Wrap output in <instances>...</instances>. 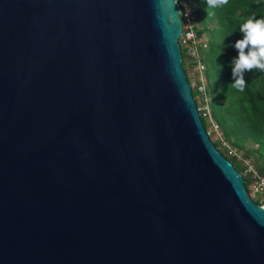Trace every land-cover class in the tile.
Segmentation results:
<instances>
[{"label": "water", "instance_id": "obj_1", "mask_svg": "<svg viewBox=\"0 0 264 264\" xmlns=\"http://www.w3.org/2000/svg\"><path fill=\"white\" fill-rule=\"evenodd\" d=\"M182 29L178 0H0V264H264Z\"/></svg>", "mask_w": 264, "mask_h": 264}, {"label": "trees", "instance_id": "obj_2", "mask_svg": "<svg viewBox=\"0 0 264 264\" xmlns=\"http://www.w3.org/2000/svg\"><path fill=\"white\" fill-rule=\"evenodd\" d=\"M188 1L197 9L198 33L208 42L203 50V63L211 115L218 122L223 138L237 150L246 149L244 156L253 157L255 162L250 159L264 173V73L259 70L246 72L247 86L244 92L231 87L232 60L238 55L234 44L243 38L239 31L241 23L249 17L264 18V0H229L227 5L215 9L209 8L207 0ZM210 12L214 15H208ZM182 56L187 71L188 58L184 48ZM193 94L200 106L203 95L199 96L194 88ZM201 116L208 129L207 118L202 111ZM251 140L257 147L246 148ZM220 142L214 141L218 148ZM219 149L244 174L249 189L250 175L244 173L243 161Z\"/></svg>", "mask_w": 264, "mask_h": 264}, {"label": "built area", "instance_id": "obj_3", "mask_svg": "<svg viewBox=\"0 0 264 264\" xmlns=\"http://www.w3.org/2000/svg\"><path fill=\"white\" fill-rule=\"evenodd\" d=\"M182 8L183 17V29L179 36V43L182 48L186 51L188 58V65H190L194 72H197V76L191 82V85L196 91L199 92V96L203 98L202 104L198 108L205 117H211V123L214 128L219 131L220 127L218 122L211 115L209 106V96L207 95L206 79L204 76V63H203V50L208 46L207 38L202 37L198 33V19L197 9L188 0H178ZM188 76V74H187ZM195 76V74H194ZM189 79V77H188ZM209 106V107H208ZM222 137V135H221ZM221 140L224 142L225 148L228 150L230 155L237 156L241 159L245 165L244 173L250 175V188L249 194L259 204L264 207V173L260 172L256 167L255 163L247 157H241L236 147L231 145L223 137Z\"/></svg>", "mask_w": 264, "mask_h": 264}, {"label": "clouds", "instance_id": "obj_4", "mask_svg": "<svg viewBox=\"0 0 264 264\" xmlns=\"http://www.w3.org/2000/svg\"><path fill=\"white\" fill-rule=\"evenodd\" d=\"M229 3V0H207L209 8H220ZM208 15H214L210 12ZM240 33L243 38L235 42L234 47L238 55L232 60L231 87L244 92L247 81L245 73L259 70L264 73V18L249 17L241 23Z\"/></svg>", "mask_w": 264, "mask_h": 264}, {"label": "rangeland", "instance_id": "obj_5", "mask_svg": "<svg viewBox=\"0 0 264 264\" xmlns=\"http://www.w3.org/2000/svg\"><path fill=\"white\" fill-rule=\"evenodd\" d=\"M187 61H188V59H187ZM188 65V64H187ZM188 68H187V74H188V77H189V80L192 82L193 80H194V78L197 76V72H194V69L190 66V65H188L187 66ZM194 74H195V76H194ZM204 76H205V74H204ZM200 99V98H199ZM209 100H210V98H209ZM201 102V101H200ZM201 104H202V102H201ZM204 104V103H203ZM202 104V105H203ZM210 106V105H209ZM208 106V107H209ZM207 118V122H208V132H209V134H210V136H211V138L214 140V141H221L220 142V147L219 148H221V149H223V150H225L227 153H229L228 152V150L225 148V146H224V142L221 140V138L223 137V134H222V131L221 130H219V131H217L215 128H214V126L212 125V123H211V117L209 118L208 116L206 117ZM221 135H222V137H221ZM227 141V140H226ZM229 142V141H228ZM230 143V142H229ZM231 144V143H230ZM232 145V144H231ZM255 147H257V144L255 143V142H253L252 140L251 141H249L248 143H247V146H246V148H255ZM245 150L246 149H243V150H238L239 151V153H240V155H241V157L243 156V157H245L246 155L244 154V153H246L245 152ZM230 154V153H229ZM245 155V156H244ZM238 158V157H237ZM250 158H252L253 159V157H250ZM239 159V158H238ZM239 160H241V159H239ZM253 161H254V159H253ZM255 162V161H254Z\"/></svg>", "mask_w": 264, "mask_h": 264}]
</instances>
